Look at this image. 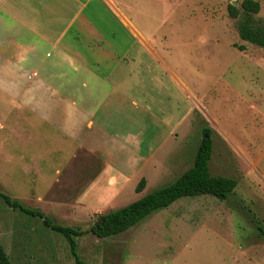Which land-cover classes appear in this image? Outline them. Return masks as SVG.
I'll return each mask as SVG.
<instances>
[{"label":"rangeland","instance_id":"rangeland-1","mask_svg":"<svg viewBox=\"0 0 264 264\" xmlns=\"http://www.w3.org/2000/svg\"><path fill=\"white\" fill-rule=\"evenodd\" d=\"M240 1L183 0L180 5L171 0L169 15L155 18L158 26L167 22L172 28L167 34L173 44L170 55L195 94L196 106L185 163L157 181L148 178L141 192L172 183L191 166L201 130L208 128L209 173L236 181L230 196L223 201L208 195L183 197L116 236L98 239L87 233L76 240V259L40 219L0 202V245L11 263L264 264V48L238 38L226 5L234 2L237 7ZM256 1L255 18L264 20V0ZM7 108L0 99L1 193L54 224L80 230H89L101 215L139 197L132 178L107 208L96 213L84 208L78 194L69 191L68 180L54 176L53 135L36 126L28 142L6 140L7 125L15 124L16 117Z\"/></svg>","mask_w":264,"mask_h":264},{"label":"crops","instance_id":"crops-1","mask_svg":"<svg viewBox=\"0 0 264 264\" xmlns=\"http://www.w3.org/2000/svg\"><path fill=\"white\" fill-rule=\"evenodd\" d=\"M171 5L0 0V99L16 114L6 140L53 135L54 176L94 213L132 178L145 188L185 163L196 96L174 67L172 28L155 19Z\"/></svg>","mask_w":264,"mask_h":264},{"label":"trees","instance_id":"trees-1","mask_svg":"<svg viewBox=\"0 0 264 264\" xmlns=\"http://www.w3.org/2000/svg\"><path fill=\"white\" fill-rule=\"evenodd\" d=\"M226 12L229 18L235 20V30L241 41L258 48H264V20L255 18L259 12L258 1L241 0L237 7L228 3ZM237 49L242 50L241 47ZM211 154V130L203 128L189 168L172 183L154 189L115 211L101 215L89 230L54 224L51 219L44 217L40 212L24 208L19 202L1 192L0 202L27 217L40 219L45 228L59 235L65 241L70 254L76 259V240L87 233H91L98 239L116 236L130 229L152 212L164 209L183 197L193 198L208 195L217 200H226L236 187V181L231 178L210 175L208 164ZM144 185V180L140 179L134 187V192L140 193ZM75 261L77 264H81L78 260ZM0 264H13L7 258L1 245Z\"/></svg>","mask_w":264,"mask_h":264},{"label":"water","instance_id":"water-1","mask_svg":"<svg viewBox=\"0 0 264 264\" xmlns=\"http://www.w3.org/2000/svg\"><path fill=\"white\" fill-rule=\"evenodd\" d=\"M232 5L234 4V2L231 3Z\"/></svg>","mask_w":264,"mask_h":264}]
</instances>
